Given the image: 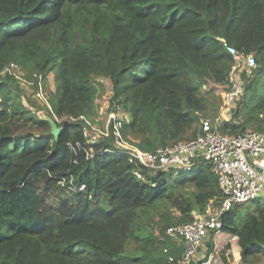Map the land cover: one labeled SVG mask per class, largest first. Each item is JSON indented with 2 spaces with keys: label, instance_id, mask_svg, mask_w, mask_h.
Wrapping results in <instances>:
<instances>
[{
  "label": "trees",
  "instance_id": "obj_1",
  "mask_svg": "<svg viewBox=\"0 0 264 264\" xmlns=\"http://www.w3.org/2000/svg\"><path fill=\"white\" fill-rule=\"evenodd\" d=\"M220 39L256 66L242 72L244 92L218 132L264 134V0H0V264H180L182 245L165 230L218 201L210 165L150 169L116 148L112 128L95 142L83 129L115 111L142 151L195 137L220 106L208 85L228 88L233 60ZM11 63L25 80L40 75L44 90L59 83L46 118L5 71ZM48 117L63 129L57 139ZM221 222L241 262L258 264L264 199L234 205Z\"/></svg>",
  "mask_w": 264,
  "mask_h": 264
},
{
  "label": "built area",
  "instance_id": "obj_2",
  "mask_svg": "<svg viewBox=\"0 0 264 264\" xmlns=\"http://www.w3.org/2000/svg\"><path fill=\"white\" fill-rule=\"evenodd\" d=\"M220 41L233 60L228 72V88L220 93L221 102L216 114L200 120L195 137L154 151H142L123 137L121 130L126 116L115 111H108L100 128L86 121L90 129L87 127L83 129L87 139L95 142L110 135L112 128V138L116 148L126 154L130 160L150 169L179 168L188 172L197 160H203L210 165L221 191L218 201L210 200L203 212L192 213L190 221L179 226H169L165 230L167 238L183 245L180 264H186L189 259H194L196 252L205 246L210 235L220 234L221 217L234 205L245 204L257 198L264 199V134L248 130L237 135H224L217 129L222 121L232 117L236 101L244 92L242 72H251L256 62L252 55L238 52L227 45L224 39ZM5 71L20 83L24 82L32 86V97L40 108L31 109L38 118L43 119L47 112H52L40 75L34 74L31 80H25L20 68L13 63L9 64ZM107 109L108 104L100 107V113H104ZM61 121L62 119H57V122ZM88 156L91 157V154ZM134 175L141 178L138 171H134ZM233 239L237 241L236 236H233ZM169 260L171 261L172 258ZM198 262L224 264L221 250L217 248H212L207 256ZM238 264L243 263L240 260Z\"/></svg>",
  "mask_w": 264,
  "mask_h": 264
},
{
  "label": "rangeland",
  "instance_id": "obj_3",
  "mask_svg": "<svg viewBox=\"0 0 264 264\" xmlns=\"http://www.w3.org/2000/svg\"><path fill=\"white\" fill-rule=\"evenodd\" d=\"M20 84H21V87H23L24 90H27V92L29 93L28 96L27 95L25 96V98H29L28 99V103L31 102L32 104H35V105H32L31 108L32 109L33 108H37V106H39V105L37 104V102L32 97V86H30V85H28L27 83H24V82H21ZM58 87H59V83L52 84L50 79L46 80L45 90H46L47 98H48V100H49V102L51 104L56 103L57 100H58V92H57ZM208 88L212 89L215 92V94H217V95L220 94L221 91H222V88L220 86H218V85H215V84H209ZM256 90H257V94L258 95L264 92V80L263 79L258 81ZM25 100H24V103L26 102ZM98 103L100 104V107H102V106L104 107L107 104L106 97L103 96L98 101ZM217 110L218 109H216L215 107H211L210 108L211 115H215ZM258 264H264V257L261 259L260 262H258Z\"/></svg>",
  "mask_w": 264,
  "mask_h": 264
},
{
  "label": "crops",
  "instance_id": "obj_4",
  "mask_svg": "<svg viewBox=\"0 0 264 264\" xmlns=\"http://www.w3.org/2000/svg\"><path fill=\"white\" fill-rule=\"evenodd\" d=\"M23 90H24V88H23ZM24 92L26 93L27 96L29 95L27 90H24ZM27 99H29V98H27ZM210 242L212 243V248H217L220 250H222L225 245H227V244L230 245V249L226 252L227 254H231V258H228V261H229L228 264H238L240 262V260H241L240 248L238 246L237 241L233 239L232 235L222 233V232H220V234L217 236L210 235V237L207 238V240L205 242V246L203 248L199 249L194 256V259L196 261L201 260L206 255V250H207V247L209 246ZM176 243L181 244L179 242H176ZM182 248H183V245H182Z\"/></svg>",
  "mask_w": 264,
  "mask_h": 264
},
{
  "label": "water",
  "instance_id": "obj_5",
  "mask_svg": "<svg viewBox=\"0 0 264 264\" xmlns=\"http://www.w3.org/2000/svg\"><path fill=\"white\" fill-rule=\"evenodd\" d=\"M47 120L50 124V134L53 135L55 139H57L63 129L61 127H58L56 122L52 118L48 117ZM186 264H198V262L195 259L191 258L186 262Z\"/></svg>",
  "mask_w": 264,
  "mask_h": 264
},
{
  "label": "clouds",
  "instance_id": "obj_6",
  "mask_svg": "<svg viewBox=\"0 0 264 264\" xmlns=\"http://www.w3.org/2000/svg\"><path fill=\"white\" fill-rule=\"evenodd\" d=\"M46 96H47V94H46ZM49 101V100H48ZM50 103V102H49ZM37 108H40L39 106H37ZM46 116H47V114H46ZM46 118V117H45ZM198 262V261H197Z\"/></svg>",
  "mask_w": 264,
  "mask_h": 264
}]
</instances>
